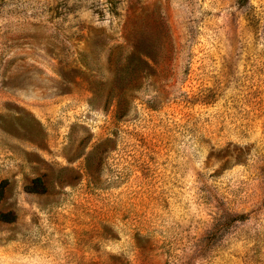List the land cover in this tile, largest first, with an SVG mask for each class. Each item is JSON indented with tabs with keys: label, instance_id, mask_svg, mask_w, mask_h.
<instances>
[{
	"label": "rangeland",
	"instance_id": "1",
	"mask_svg": "<svg viewBox=\"0 0 264 264\" xmlns=\"http://www.w3.org/2000/svg\"><path fill=\"white\" fill-rule=\"evenodd\" d=\"M0 264H264V0H0Z\"/></svg>",
	"mask_w": 264,
	"mask_h": 264
}]
</instances>
